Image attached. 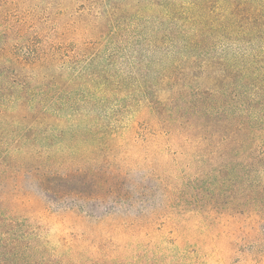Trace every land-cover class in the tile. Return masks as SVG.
<instances>
[{"label":"trees","instance_id":"1","mask_svg":"<svg viewBox=\"0 0 264 264\" xmlns=\"http://www.w3.org/2000/svg\"><path fill=\"white\" fill-rule=\"evenodd\" d=\"M234 262L264 264V0H0V264Z\"/></svg>","mask_w":264,"mask_h":264},{"label":"rangeland","instance_id":"2","mask_svg":"<svg viewBox=\"0 0 264 264\" xmlns=\"http://www.w3.org/2000/svg\"><path fill=\"white\" fill-rule=\"evenodd\" d=\"M72 222L69 220V221H65L64 220V222L63 223H57L56 225H55V227L53 228V231L55 232V231H57V229H63L62 227H64V226H66V225H69V224H71ZM44 230H46L45 232H44ZM44 230L42 229V231L44 232V234H46V235H48L49 233H48V229H46V228H44ZM69 231H71V230H69ZM157 237H159V235H157V236H155V239H157ZM227 238L225 237V236H223L222 238H219L218 239V241L222 244V245H226L227 244ZM172 241H173V239H172ZM158 242H160L159 240H158ZM171 246H174L175 244H170ZM228 264H240V263H228Z\"/></svg>","mask_w":264,"mask_h":264}]
</instances>
